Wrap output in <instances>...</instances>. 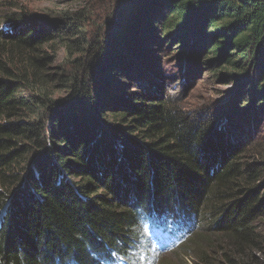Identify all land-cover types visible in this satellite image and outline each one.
<instances>
[{
  "label": "trees",
  "instance_id": "obj_1",
  "mask_svg": "<svg viewBox=\"0 0 264 264\" xmlns=\"http://www.w3.org/2000/svg\"><path fill=\"white\" fill-rule=\"evenodd\" d=\"M128 1L101 38L82 10L3 17L0 264H145L144 222L163 212L190 223L175 229L194 264H264V0ZM164 43L188 44L186 79L235 82L221 116L158 88Z\"/></svg>",
  "mask_w": 264,
  "mask_h": 264
},
{
  "label": "rangeland",
  "instance_id": "obj_2",
  "mask_svg": "<svg viewBox=\"0 0 264 264\" xmlns=\"http://www.w3.org/2000/svg\"><path fill=\"white\" fill-rule=\"evenodd\" d=\"M128 0H0V31L9 32L7 20L3 17L15 15L25 17L26 21H31L33 25L50 24L54 19L61 16H71L74 10L81 11V20L86 23L87 35L96 33L98 37L105 36L115 28L113 22H118L119 16H125L130 2ZM136 1V0H133ZM121 14V15H119ZM65 29V28H64ZM113 41V37L110 38ZM164 43L161 52L158 53L155 66L159 72V80L156 81L161 91L173 95L179 106L185 111L203 110L219 111L224 104L230 102V94L234 93L235 82L227 79L215 78L212 73H208L206 67L199 69V74L188 75L186 79L180 70L179 55L183 57L188 49V44H178V49L172 54L169 45ZM159 46L156 47V50ZM45 53L51 58V69H58L66 64V50L63 42L59 39L52 41L45 46ZM110 59V58H108ZM111 60V59H110ZM107 62V59H105ZM165 72V77L163 72ZM185 73V71H184ZM155 81V80H154ZM153 81V83H154ZM130 82V80H129ZM132 82V81H131ZM134 82H132L133 84ZM233 95V94H232ZM232 101V99H231ZM191 225L186 229L191 231ZM192 236L183 238L178 244L168 250L154 251L147 245L146 252L142 257L145 264H194V255L189 251H183L182 247L189 243ZM152 242V241H151ZM146 245V244H145ZM262 251L257 256L264 262V244ZM148 254V255H147ZM258 264H261L257 262ZM254 263V264H257Z\"/></svg>",
  "mask_w": 264,
  "mask_h": 264
},
{
  "label": "clouds",
  "instance_id": "obj_3",
  "mask_svg": "<svg viewBox=\"0 0 264 264\" xmlns=\"http://www.w3.org/2000/svg\"><path fill=\"white\" fill-rule=\"evenodd\" d=\"M160 216L169 217L170 220L173 222V225H171V227H173V228L182 227V226L187 227V226H188V225L186 226V225L182 224V223H183L182 219H180V218L177 217V216H173V215H171V214L168 213V212H163L162 214H160ZM189 225H190V223H189ZM172 232H173V234L177 235V230H176V229L173 230ZM182 239H183V238L179 237V241L176 242V244H174L171 248H173V247H175V246H178V244H180L179 242H180ZM171 248H169V249H171ZM167 250H168V249H167Z\"/></svg>",
  "mask_w": 264,
  "mask_h": 264
},
{
  "label": "bare ground",
  "instance_id": "obj_4",
  "mask_svg": "<svg viewBox=\"0 0 264 264\" xmlns=\"http://www.w3.org/2000/svg\"><path fill=\"white\" fill-rule=\"evenodd\" d=\"M156 215H157V214H156ZM146 218H147V217H146ZM148 219H149V218H148ZM165 227H166V228H168V229H170V230L173 228V227H171V226H170V225H168V224H166V225H165ZM173 229H175V228H173ZM173 229H172V230H173ZM177 235L179 236V234H178V233H177Z\"/></svg>",
  "mask_w": 264,
  "mask_h": 264
}]
</instances>
